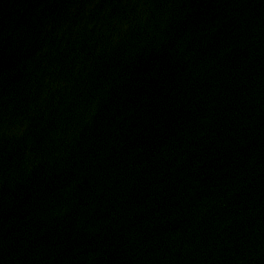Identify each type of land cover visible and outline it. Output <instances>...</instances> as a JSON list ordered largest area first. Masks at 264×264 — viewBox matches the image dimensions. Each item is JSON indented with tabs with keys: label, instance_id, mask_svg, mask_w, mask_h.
Returning <instances> with one entry per match:
<instances>
[{
	"label": "water",
	"instance_id": "1",
	"mask_svg": "<svg viewBox=\"0 0 264 264\" xmlns=\"http://www.w3.org/2000/svg\"><path fill=\"white\" fill-rule=\"evenodd\" d=\"M0 264H264V0H0Z\"/></svg>",
	"mask_w": 264,
	"mask_h": 264
}]
</instances>
